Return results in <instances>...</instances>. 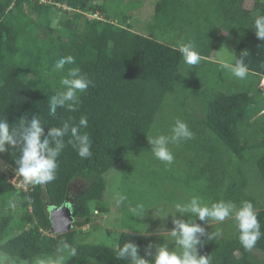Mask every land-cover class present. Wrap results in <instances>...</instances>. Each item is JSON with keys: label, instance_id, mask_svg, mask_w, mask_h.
<instances>
[{"label": "trees", "instance_id": "trees-1", "mask_svg": "<svg viewBox=\"0 0 264 264\" xmlns=\"http://www.w3.org/2000/svg\"><path fill=\"white\" fill-rule=\"evenodd\" d=\"M142 3L0 0V120H8L10 130L18 129L36 114L45 135L67 122L91 141V156L82 158L69 142L71 134L65 136L55 178L40 184L26 181L18 172L20 145L6 146L7 151L0 153L8 172L22 181L19 187L9 182L0 186V253L17 263L56 257L61 242L77 249L76 257L64 250L65 264H131L117 259V249L128 240L139 246L141 256L151 243L154 250L163 244L170 251H182L176 238L169 243L160 236L159 241L146 243L135 233L120 232L108 242L88 243V233L82 230L94 211L106 213L103 201L110 175L118 173L126 156L146 151L159 115L165 107H173L165 101L170 95L169 100L192 101L188 114L192 119L185 123L193 135L179 142L178 149L176 143L169 173L162 179L183 190L189 201L198 197L208 206L224 201L239 208L250 202L260 224V238L246 249L234 217L225 219H230L225 236L217 234L221 224L212 222L218 227L200 236L204 243L198 246L199 254L208 256L209 264H264L259 257L264 254V109L257 119L253 110L264 101V94L252 88L226 93L183 75L179 48L161 42L162 35L173 32L177 40L193 42L205 62L208 37L225 33L238 40L233 63L242 58L249 73L264 76V40L252 27L264 15V0H155L145 18L149 36L133 31L129 23ZM55 19L58 24L51 28ZM69 55L75 63L54 71L56 60ZM71 68H79L91 83L78 93L75 111L58 107L51 115L50 97L63 90L61 79ZM81 118L86 126L80 125ZM75 184L83 188L76 191ZM66 198L73 217L71 230L55 235L49 208L61 207ZM177 215L185 221L191 218L188 213ZM196 223L211 222L196 219ZM211 233L214 237L209 239Z\"/></svg>", "mask_w": 264, "mask_h": 264}, {"label": "clouds", "instance_id": "clouds-1", "mask_svg": "<svg viewBox=\"0 0 264 264\" xmlns=\"http://www.w3.org/2000/svg\"><path fill=\"white\" fill-rule=\"evenodd\" d=\"M97 16V15H96ZM252 27L255 29V35L260 40H264V15L257 17ZM179 52L184 61L189 65L199 63L201 57L197 52L193 42L179 44ZM74 57L69 55L56 60L54 71H61L66 64H74ZM225 68H230L233 75L239 79H245L249 69L242 58L235 59L233 62L221 60ZM254 75V74H252ZM263 78L264 76H257ZM90 81L81 74L79 68H71L66 76L61 79L63 90L50 97L49 110L51 115H55L58 107H67L71 111L76 110L78 104V93L84 92L90 85ZM258 89V88H256ZM260 90V89H259ZM261 91V90H260ZM264 94V90L262 91ZM264 112V111H263ZM262 112V113H263ZM24 121L25 118H20ZM87 121L81 118L80 125L86 126ZM8 120H0V153L7 151L6 146L20 145L19 159L15 161L18 172L26 181L33 184H40L51 181L55 178V172L58 167L57 157L64 148V137L71 134L72 140L69 141L77 149L78 155L82 158L91 156V141L87 134H80L79 128L71 126L65 122L62 127H53L47 130L42 127L36 114L32 115L27 123H21L19 128L10 130ZM192 132L188 125L176 120L171 130V135H157L148 139L151 150L155 158L171 164L174 156L169 148L171 143H179L182 140L191 139ZM43 137V138H42ZM117 203L126 199L124 195L116 194ZM143 205L138 206L137 211H142ZM157 211H161L157 209ZM175 212L182 215L188 213L191 217L187 221L183 219H173V229L171 235L176 238V243L182 249L181 252L170 251L167 245H159L155 252L146 250V255L152 257L151 260L145 259L139 254V246L132 240H128L123 246L117 249V259L123 258L131 261V264H209L208 256L200 255L198 246L203 247V241L200 236L204 234L205 229L196 219L212 222H222L230 216L234 217L239 230V240L243 247L251 249L261 236L260 224L250 202H242L239 208L231 202L219 201L212 203L211 206L203 204L198 197H193L185 204L175 205ZM200 234V235H198ZM214 235L209 234V239ZM62 247H57L56 257L39 258L32 261V264H65L63 258L64 250H68L71 257H76L77 249L70 247L67 243L61 242ZM152 245H149V249ZM0 264H17L16 260L10 258L7 254L0 253ZM25 264L28 261L25 260Z\"/></svg>", "mask_w": 264, "mask_h": 264}, {"label": "rangeland", "instance_id": "rangeland-1", "mask_svg": "<svg viewBox=\"0 0 264 264\" xmlns=\"http://www.w3.org/2000/svg\"><path fill=\"white\" fill-rule=\"evenodd\" d=\"M131 1L133 3L137 1L138 3V0ZM142 2V10H139V12L135 11V15L131 16L129 23L133 31L149 36L146 19L151 14L155 0H142ZM250 6V3H247V7ZM92 17L96 19L103 18L100 15ZM57 24L55 19L50 26L55 28ZM161 42L175 48H179V44L182 43V41L177 40L173 32L162 35ZM237 43L238 40L235 37H230L225 33L223 35L218 33L211 37L209 36L205 44V54L209 55L205 57V62L200 59L198 64L189 65L183 60L181 73L191 78H198L207 86H216L217 89L226 93H239L248 88L253 90L258 88L262 92L264 90L263 78L248 74L245 79H239L233 75L230 68L222 66L221 60L233 62ZM202 66L205 68L203 69ZM169 99L170 95L166 97L165 101L169 102L168 104L173 107H165V110L159 115L158 120L154 124L149 139L161 134L171 135V130L176 120L185 122L192 119V115H188L193 107L192 101H184L181 97L177 100ZM263 103L264 101H261V103L257 104L259 106L253 108L254 114H256L255 119L261 116L259 114L264 109ZM202 106L199 104L200 109H202ZM179 146V143H177V149ZM150 148L151 145L147 142L146 151L138 157L126 156L121 162L119 170H117L118 173L115 172L110 175L108 180L109 190H107V196L103 201L106 213L94 211L91 222L82 229L87 231L88 237L93 236L90 239L87 237L86 242H108L120 232L135 233L141 236V239L145 240L146 243L150 239L159 241L160 236H163V241L174 242L175 237L171 235V230L167 229L166 226L173 228V219H178L175 205L185 204L189 199L183 190H178L173 185L171 186L168 178H166V181L162 179V175L169 173L167 172V165L170 166V164L155 158ZM169 148L174 156L176 154L174 152L176 143L169 144ZM21 183L22 181L17 179L16 174H10L7 167L0 160V186L9 184L19 187ZM74 186L76 191L83 188L80 184H75ZM117 193L126 197L123 201V206H121V202L117 203ZM17 199L18 196L15 200ZM140 205H143V210L137 211ZM157 209L161 211H157ZM229 220L219 222L221 224L220 227L216 223L203 224L202 227L205 230L209 228H215L216 230L218 227L217 234L225 236L227 234L225 225ZM112 234L113 236H111ZM150 245H152V248H145L143 252L142 257L145 259L152 258L150 255H146V250L152 253L155 252L153 249L154 245L152 243ZM259 257L264 259V254H259ZM17 264H25V262H18ZM28 264H32V262H28Z\"/></svg>", "mask_w": 264, "mask_h": 264}, {"label": "water", "instance_id": "water-1", "mask_svg": "<svg viewBox=\"0 0 264 264\" xmlns=\"http://www.w3.org/2000/svg\"><path fill=\"white\" fill-rule=\"evenodd\" d=\"M48 213L51 222V232L53 234L59 235L71 230L73 217L67 198L61 207H51Z\"/></svg>", "mask_w": 264, "mask_h": 264}]
</instances>
